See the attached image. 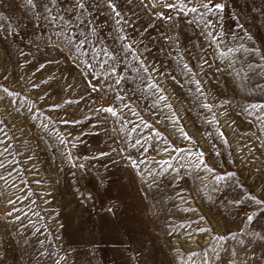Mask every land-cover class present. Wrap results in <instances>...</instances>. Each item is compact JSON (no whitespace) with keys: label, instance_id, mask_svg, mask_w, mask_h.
Listing matches in <instances>:
<instances>
[{"label":"rangeland","instance_id":"obj_1","mask_svg":"<svg viewBox=\"0 0 264 264\" xmlns=\"http://www.w3.org/2000/svg\"><path fill=\"white\" fill-rule=\"evenodd\" d=\"M78 2L0 0V264H264V0Z\"/></svg>","mask_w":264,"mask_h":264},{"label":"snow or ice","instance_id":"obj_2","mask_svg":"<svg viewBox=\"0 0 264 264\" xmlns=\"http://www.w3.org/2000/svg\"><path fill=\"white\" fill-rule=\"evenodd\" d=\"M29 3H31V0H29ZM109 4H111V0H109ZM77 7H79V8H84V4H83L82 0H80V2H78ZM153 7H155V4H153ZM164 7H169V8H170V7H172V5H171V4H165ZM214 7H215L216 9H221V8L223 7V5L220 4V3H216V4L214 5ZM191 11L195 12L196 9H195V8H192ZM156 14H157V15H161V16L163 15L162 12H161V13H156ZM202 62H203V61H202ZM204 63H206V62H204ZM40 67H41V68H44V64H41ZM154 70H155V69H154ZM111 71H112V72H117V69L113 67V68L111 69ZM145 71H147V69H145ZM117 83H119V81H117ZM32 86L35 87V85H32ZM5 91L7 92L8 90L5 89ZM9 95H11V93H9ZM118 98H119V97H118ZM160 99L163 100L164 97L161 96ZM101 111H107V112H109V113H113V114H114V110H113V108L110 107V106H108V107H106V108H102ZM98 155H104V156H106L107 153L100 152V153H98ZM69 159H71V157H69ZM177 179H179V177H177ZM237 203H239V201H237ZM15 218H16V219H19V217H15ZM249 219H251L250 216H249ZM21 226H23V225H21ZM221 239H223V237H221Z\"/></svg>","mask_w":264,"mask_h":264}]
</instances>
